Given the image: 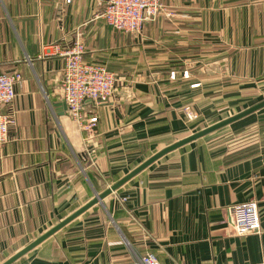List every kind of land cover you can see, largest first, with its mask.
<instances>
[{
    "label": "crops",
    "instance_id": "0c3cea01",
    "mask_svg": "<svg viewBox=\"0 0 264 264\" xmlns=\"http://www.w3.org/2000/svg\"><path fill=\"white\" fill-rule=\"evenodd\" d=\"M65 1L0 0V73L21 75L1 109L14 124L0 144V264L169 146L201 86L264 79V0H161L140 34L96 18L106 0ZM75 41L119 79L106 103L87 105L91 133L63 106V59L42 50ZM262 124L244 143L214 136L168 153L13 264H264ZM250 201L260 229L235 235L225 208Z\"/></svg>",
    "mask_w": 264,
    "mask_h": 264
},
{
    "label": "built area",
    "instance_id": "2783aa9c",
    "mask_svg": "<svg viewBox=\"0 0 264 264\" xmlns=\"http://www.w3.org/2000/svg\"><path fill=\"white\" fill-rule=\"evenodd\" d=\"M72 0H66L70 3ZM165 10L161 0H106L102 11L96 18L103 20L108 26L125 34H140L144 23L154 21ZM54 50V55L63 59L60 91L69 119L78 128L91 133L97 118L90 116L86 109L88 104L100 105L112 97L119 79L105 66L84 61V45L75 41L71 46L60 44L42 47V50ZM44 53V52H43ZM174 72L170 73L173 79ZM188 78L187 71L182 73ZM21 80L20 74L0 73V144L6 143L9 128L14 124L11 115L3 114V106L10 105L15 97V85ZM192 85L191 87H195ZM188 119L195 115L184 108ZM125 200V199H124ZM225 215L230 230L243 236L260 229L257 204L254 201L236 204L225 208ZM132 264H160L151 254L138 256Z\"/></svg>",
    "mask_w": 264,
    "mask_h": 264
},
{
    "label": "rangeland",
    "instance_id": "374dc122",
    "mask_svg": "<svg viewBox=\"0 0 264 264\" xmlns=\"http://www.w3.org/2000/svg\"><path fill=\"white\" fill-rule=\"evenodd\" d=\"M175 79L174 76L172 80ZM214 82L218 84V87L208 88L201 86L200 88L204 89H201L200 97H195L194 99L185 98L184 107L180 113L182 126L177 130L179 133L171 138L170 144H172L173 141L175 142V140L177 141L192 135L216 122L236 115L264 100V79L259 80L257 83H252L246 82L242 78L234 75L232 80L227 81L226 89L219 88L221 83L225 81H211V84H214ZM207 83L209 82H206V84ZM133 84H129L128 88H130L131 85L133 86ZM184 108H189L195 115V118L188 119L185 115ZM262 123H264V108L237 122L212 132L194 143L206 141L214 136L220 137L223 141L233 145L244 143L248 138L254 137L255 135L258 137L260 127L263 125ZM148 152L151 154L155 153L152 149L144 147L142 157L144 158L147 156L149 154ZM139 161L140 159H137V162ZM106 178L107 177L102 180L103 182H99L98 191L101 192L103 189L108 188L106 185L110 184L111 179Z\"/></svg>",
    "mask_w": 264,
    "mask_h": 264
},
{
    "label": "water",
    "instance_id": "95a60500",
    "mask_svg": "<svg viewBox=\"0 0 264 264\" xmlns=\"http://www.w3.org/2000/svg\"><path fill=\"white\" fill-rule=\"evenodd\" d=\"M63 106L66 109V105L63 102ZM264 108V100L253 105L252 107L236 114L233 115L229 118H226L222 121L216 122L213 125L206 127L192 135H189L183 139H180L176 141L175 143L165 147L164 149L156 152L154 155H152L150 158H148L146 161H144L142 164H140L138 167L133 169L130 173L125 175L123 178L118 180L116 183L111 185L108 189H106L104 192L101 194H96L90 201H88L85 205L80 207L79 209L75 210L71 215L60 221L57 225L37 237L35 240H33L30 244H28L26 247L22 248L20 251L12 255L10 258H8L6 261H4L1 264H13L17 260H19L22 256L30 252L32 249L36 248L38 245H40L42 242H44L47 238L55 234L58 230L63 228L65 225H67L69 222L74 220L76 217L81 215L83 212L88 210L90 207L93 205L100 203L104 198L115 192L117 189H119L121 186H123L126 182H128L130 179L135 177L137 174H139L141 171L146 169L148 166L162 158L163 156L167 155L168 153L177 150L187 144H190L212 132H215L223 127H226L234 122H237L246 116Z\"/></svg>",
    "mask_w": 264,
    "mask_h": 264
}]
</instances>
